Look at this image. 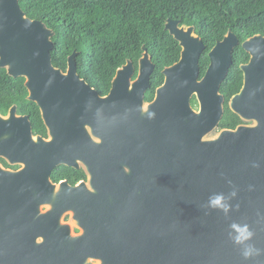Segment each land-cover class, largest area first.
I'll return each instance as SVG.
<instances>
[{
	"label": "water",
	"instance_id": "1",
	"mask_svg": "<svg viewBox=\"0 0 264 264\" xmlns=\"http://www.w3.org/2000/svg\"><path fill=\"white\" fill-rule=\"evenodd\" d=\"M166 30L181 57L163 71L153 101L147 103L146 94L156 67L145 46L137 76L128 60L101 97L78 74V53L66 72L55 68L54 31L29 19L20 0H0V69L25 79L28 101L38 106L51 135L71 144L67 164L82 162L92 189L68 191L80 235L56 223L55 210H37V223L25 224L21 174L0 166V264H247L228 239L232 221L249 223L254 243L264 248V37L242 44L250 60L240 67L243 87L229 102L251 125L218 131L225 114L221 87L238 37L229 32L217 43L201 78L206 46L196 28L168 20ZM17 109L0 114L1 156L3 148L33 139L29 117ZM229 181L238 189L233 204L239 207L230 218L206 213L208 196L228 193ZM251 264H264V256Z\"/></svg>",
	"mask_w": 264,
	"mask_h": 264
},
{
	"label": "trees",
	"instance_id": "2",
	"mask_svg": "<svg viewBox=\"0 0 264 264\" xmlns=\"http://www.w3.org/2000/svg\"><path fill=\"white\" fill-rule=\"evenodd\" d=\"M20 6L29 19L54 31V67L66 72L69 57L78 53V74L101 96L109 94L118 69L128 60L137 76L145 46L156 67L147 103L164 83L163 71L181 57L179 43L166 30L168 20L194 26L203 40L201 78L210 65V51L233 32L240 45L221 87L226 110L220 129L235 130L243 123L228 103L241 91L244 77L240 67L250 60L242 44L258 35L264 37V0H20ZM25 82L0 69V114L7 115L17 106L19 114L28 115L33 124L42 123L40 109L28 101ZM192 105L197 107L196 99Z\"/></svg>",
	"mask_w": 264,
	"mask_h": 264
},
{
	"label": "flooded vegetation",
	"instance_id": "3",
	"mask_svg": "<svg viewBox=\"0 0 264 264\" xmlns=\"http://www.w3.org/2000/svg\"><path fill=\"white\" fill-rule=\"evenodd\" d=\"M194 108L197 110L198 105ZM8 114L3 116L7 117ZM17 115L29 117L19 114L18 109ZM241 125L251 123L243 122ZM31 126L33 139H26L15 148H3L4 156L0 154V166L5 171L21 174V178L18 179V188L22 194L19 210L25 224L37 223L35 219L37 210L43 215L48 213L53 215L55 210L56 218L53 220H56V223L60 220L63 224L70 225L72 233L78 236L82 230L73 223L74 215L71 203H68L70 198L68 191L79 186H86L92 190L90 175L80 161L77 162L76 168L67 164V158L70 159L72 154V149L68 147L71 144L69 145L67 140L60 142L59 138H54V134L51 135L43 119L42 123L31 122ZM220 130L219 127L218 131ZM39 242H42V239H39Z\"/></svg>",
	"mask_w": 264,
	"mask_h": 264
},
{
	"label": "clouds",
	"instance_id": "4",
	"mask_svg": "<svg viewBox=\"0 0 264 264\" xmlns=\"http://www.w3.org/2000/svg\"><path fill=\"white\" fill-rule=\"evenodd\" d=\"M253 166L259 167L258 164ZM229 184L231 190L228 193L215 192L208 196L206 202L202 205L206 213L217 211L222 213L225 218H230L234 207H239L238 204H233V201L238 196V189L230 181ZM227 236L232 244L239 249L243 261L247 262V264H251L259 257L264 256V248L257 247L254 243L255 232L249 223L232 221L228 226Z\"/></svg>",
	"mask_w": 264,
	"mask_h": 264
}]
</instances>
